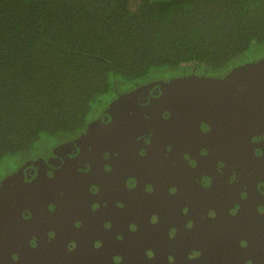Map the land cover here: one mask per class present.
<instances>
[{
	"label": "flooded vegetation",
	"instance_id": "obj_1",
	"mask_svg": "<svg viewBox=\"0 0 264 264\" xmlns=\"http://www.w3.org/2000/svg\"><path fill=\"white\" fill-rule=\"evenodd\" d=\"M253 60L130 86L11 167L2 180L19 172L35 189H12L21 204L0 217V264H264V107L245 93L163 99L173 80L221 82Z\"/></svg>",
	"mask_w": 264,
	"mask_h": 264
},
{
	"label": "trees",
	"instance_id": "obj_2",
	"mask_svg": "<svg viewBox=\"0 0 264 264\" xmlns=\"http://www.w3.org/2000/svg\"><path fill=\"white\" fill-rule=\"evenodd\" d=\"M264 0H0V162L84 129L126 88L264 56Z\"/></svg>",
	"mask_w": 264,
	"mask_h": 264
},
{
	"label": "water",
	"instance_id": "obj_3",
	"mask_svg": "<svg viewBox=\"0 0 264 264\" xmlns=\"http://www.w3.org/2000/svg\"><path fill=\"white\" fill-rule=\"evenodd\" d=\"M243 83L244 86L241 87L243 90L236 87V85ZM175 84L178 85L170 91L174 90L176 95L164 96V100H166V97L167 100H172V102L174 100L178 104V101L185 100L184 98L186 97L189 101L194 102L204 97L203 91H205L208 92L209 98L215 94L221 96L225 102L226 97L232 99V95L236 93L240 95L245 93L244 98L240 96L243 99L241 103H245L249 109L264 107L261 103V100L264 103V57L237 66L227 73L221 82H217L215 78L209 80L206 78L178 79L170 82L171 86ZM205 87L206 89L204 90ZM166 88L169 87L167 86ZM201 91L203 93H200ZM180 94L184 96H180ZM112 104H116V101ZM19 175L22 176V174L17 172L12 176L4 178L0 183V217L7 211V207H10V205L15 204L20 206L21 204V201H19L21 194L18 190L17 193H14L12 190L14 186L22 187L23 194L27 192V195H29V191L35 189V182L26 183L21 180Z\"/></svg>",
	"mask_w": 264,
	"mask_h": 264
},
{
	"label": "rangeland",
	"instance_id": "obj_4",
	"mask_svg": "<svg viewBox=\"0 0 264 264\" xmlns=\"http://www.w3.org/2000/svg\"><path fill=\"white\" fill-rule=\"evenodd\" d=\"M261 52L264 51V46L261 47ZM11 164V161L7 158L4 159L0 162V178L4 175V173L7 171V169H5L7 166H9Z\"/></svg>",
	"mask_w": 264,
	"mask_h": 264
}]
</instances>
